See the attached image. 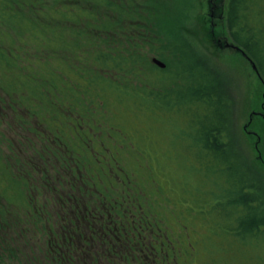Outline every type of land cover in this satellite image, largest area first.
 Wrapping results in <instances>:
<instances>
[{"label":"trees","instance_id":"1","mask_svg":"<svg viewBox=\"0 0 264 264\" xmlns=\"http://www.w3.org/2000/svg\"><path fill=\"white\" fill-rule=\"evenodd\" d=\"M159 2L0 0V69L10 80L0 76V91L12 99L2 109L13 114L22 109L40 126L59 122L61 115L92 125L95 109L113 98L147 117H167L174 128L170 136L185 153L180 156L191 161L198 182L205 178L213 186L206 192L207 208H198L201 219L210 217L215 233L218 229L242 249H259L264 246V174L242 147L232 90L183 31L191 0H181L176 22L168 19L173 13L168 9L163 15L168 23L158 14L166 1ZM225 23L231 42L264 86V0H227ZM154 57L163 69L151 63ZM22 121L33 133L30 122ZM59 129L54 133L61 139ZM192 197L203 202L205 192ZM3 214L0 264H14Z\"/></svg>","mask_w":264,"mask_h":264},{"label":"rangeland","instance_id":"2","mask_svg":"<svg viewBox=\"0 0 264 264\" xmlns=\"http://www.w3.org/2000/svg\"><path fill=\"white\" fill-rule=\"evenodd\" d=\"M159 1H166V6L158 12L161 21L168 23L167 20L173 18L176 22L178 14L182 13L181 0ZM210 4L216 8L213 27ZM226 4L227 0H191L183 31L230 86L242 147L264 174V86L250 62L229 38ZM168 9L173 13L166 20L163 15ZM180 28L182 30V26ZM0 76L10 81L9 75L1 69ZM17 82L11 81L14 87ZM11 100L0 91V211L4 213L2 219L17 258L14 264L56 263L48 262L46 257V233L58 232L52 224L57 219L56 213L62 216L59 208L63 201L56 192L48 190L57 187L62 170L54 161L45 163L47 165L41 161L45 156L42 145L48 134L57 135L54 130L59 127L61 131L57 132L63 136L59 143L70 151L72 159L88 165L84 172L89 176L90 185L101 192L124 189L115 203L131 206L135 211L138 208L144 212V206H148L149 211L146 209L144 215L148 221L151 218L148 215L153 216V225L157 228L156 247L166 255V260H174V264H264V246L242 249L237 242L220 235L218 229L217 235L210 217L201 219L197 213L198 208L205 209L209 205L206 192L213 186L205 178L198 182L188 165L191 161L180 156L185 153L179 141L171 138L174 128L168 124L167 117H147L144 111L131 107L128 102L118 104L112 98L102 108L95 109L96 123L92 125L61 115L59 122L46 120L40 126L34 118L24 115L22 109L16 114L9 108L2 109V103ZM22 120L30 122L33 133L26 131L27 123ZM70 127L71 137L64 133ZM87 129H91L92 134H87ZM98 141L107 148L112 144L114 148H109L110 152L100 150L96 145ZM89 146L94 148L93 154L88 153ZM11 176L15 182L11 181ZM98 181L105 185L99 187ZM39 190L43 192L40 195ZM198 191L205 192L203 202H196L192 197L193 192ZM24 207L27 209L20 210ZM44 210L51 219L48 227L42 224L44 217L38 214H45ZM161 213L166 216V222L161 219ZM188 228L189 248H195L192 253L187 248ZM255 256L263 257L261 263L256 262ZM85 263L89 260L85 259Z\"/></svg>","mask_w":264,"mask_h":264},{"label":"flooded vegetation","instance_id":"3","mask_svg":"<svg viewBox=\"0 0 264 264\" xmlns=\"http://www.w3.org/2000/svg\"><path fill=\"white\" fill-rule=\"evenodd\" d=\"M211 9L210 19L213 27L212 21L215 17L213 11L216 8L211 7ZM86 131L87 134L92 132L91 129ZM53 136L48 134L45 144L42 143L45 156L42 157L41 163L49 164L50 161H54L62 170L57 187L48 192H56L55 194L63 203L59 208L62 216L61 213L60 215L56 213L57 219L52 224L53 228L58 229L59 235L58 232L53 233V231L42 232L44 237L46 234L48 237L46 243L48 262L87 264L85 259H88V264H174V260H166V255L156 247L154 237L157 228L153 225V216L147 214L151 217L148 221L144 215L146 209L149 211L148 206H144L143 212L138 208L135 211L131 206L115 203V200L121 198L120 194L124 192L122 188L98 191L90 185L89 176L84 172L88 165L80 164L72 159L70 151L59 143L60 136ZM96 145L100 150L108 152L114 148L112 144L107 148L101 141H98ZM93 149L89 146L88 153L93 154ZM65 155V160H62ZM13 180L11 176V181ZM98 184L99 187L105 185L99 181ZM41 192L42 190H39L37 194L40 195ZM38 214L44 217L42 224L45 223L48 227L50 215L46 211L45 214L41 212ZM160 216L166 222V216L163 213ZM162 227L166 231L163 223ZM185 235L187 246H190L189 228Z\"/></svg>","mask_w":264,"mask_h":264},{"label":"water","instance_id":"4","mask_svg":"<svg viewBox=\"0 0 264 264\" xmlns=\"http://www.w3.org/2000/svg\"><path fill=\"white\" fill-rule=\"evenodd\" d=\"M151 63L154 65V66H156V67H158V68H160V69H163L164 67H165V65H164V63L163 62H161L159 59H157V58H152L151 59ZM252 68L254 69V66L252 65ZM255 70V69H254Z\"/></svg>","mask_w":264,"mask_h":264}]
</instances>
